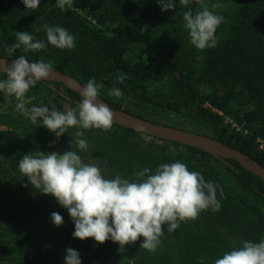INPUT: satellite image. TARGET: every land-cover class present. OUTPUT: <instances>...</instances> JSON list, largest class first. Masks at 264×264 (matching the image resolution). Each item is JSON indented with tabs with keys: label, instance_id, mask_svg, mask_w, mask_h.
<instances>
[{
	"label": "trees",
	"instance_id": "1",
	"mask_svg": "<svg viewBox=\"0 0 264 264\" xmlns=\"http://www.w3.org/2000/svg\"><path fill=\"white\" fill-rule=\"evenodd\" d=\"M205 5L224 19L216 46L200 50L190 43L183 13ZM73 8L61 11L56 0H41L32 10L21 0H0V56L7 57L16 32H30L47 44L43 26L63 27L75 37L73 49L47 45L46 51L24 54L21 48L12 58L51 61L83 85L95 78L103 84L100 96L114 108L122 106L108 95L113 86L134 104L206 123L212 137L264 166V0H189L187 6L176 0L175 9L167 11L156 0H74ZM120 74L127 78L117 84ZM3 79L6 74L0 73ZM26 97H35L26 104L29 109L55 105L60 111L81 99L61 82L43 80ZM8 111L0 114V264H65L68 248L79 253L81 264H214L244 241L264 239V182L235 159H226L228 165L200 149L114 123L109 131L72 127L57 138L41 121L34 124ZM77 131L84 136L77 138ZM76 139H85L87 150L78 149ZM69 150L85 162L89 155L100 161L110 170L106 178L130 181L145 167L154 173L160 164L182 162L223 189L221 195L217 188L220 210L202 211L171 234L163 225L155 252L140 248L143 237L122 249L111 240L75 239L67 209L36 191L18 168L29 152ZM215 163L248 195L228 187ZM53 212L63 217L60 227L52 223Z\"/></svg>",
	"mask_w": 264,
	"mask_h": 264
},
{
	"label": "clouds",
	"instance_id": "2",
	"mask_svg": "<svg viewBox=\"0 0 264 264\" xmlns=\"http://www.w3.org/2000/svg\"><path fill=\"white\" fill-rule=\"evenodd\" d=\"M26 9L35 10L41 0H21ZM162 11L174 10L176 0H156ZM200 3V0H196ZM184 6L189 0H180ZM74 0H56V7L61 11L73 8ZM213 8L219 7L213 4ZM223 17L214 14L205 5L195 13H183L184 27L188 30L190 43L197 49L215 47L217 27ZM47 44L36 40L30 32H16V43L7 48V58L0 66L6 79L0 80V92L5 96H14L18 103L16 109L32 123L38 120L50 132L59 138L67 129L111 130L114 123L112 109L99 98L103 84L95 78L89 79L80 90L81 99L75 107L65 111L57 110L55 105L32 106L26 104L35 97L27 98L29 90L42 80H48L53 73V63L43 58L29 62L26 55L10 59L18 49L23 53L46 51L47 45L58 49L71 50L75 46V37L63 27L43 26ZM39 31V29L37 30ZM10 60V63H9ZM125 74H120L117 84L123 83ZM109 96L117 99L123 97V91L113 86ZM77 138L83 137V131L75 133ZM78 149L87 150L85 139H76ZM19 171L27 178L32 187L43 195H51L58 204L67 209L74 223L73 238L94 239L97 244L108 240L118 243L120 249L135 243L143 237L140 248L155 252L160 245V237L164 234L163 225L167 224V232L173 233L180 227V222L195 220L202 211L209 208L213 212L220 210L217 200L219 185L205 181L203 175L190 171L182 162L160 164L154 173L145 167L134 172V181L106 178L97 163L85 162L73 150L59 154L29 152L18 160ZM223 195V189L220 188ZM52 223L60 227L63 217L53 212ZM65 264H81L79 253L68 248ZM214 264H264V239L259 242L244 241L242 246L226 251Z\"/></svg>",
	"mask_w": 264,
	"mask_h": 264
},
{
	"label": "water",
	"instance_id": "3",
	"mask_svg": "<svg viewBox=\"0 0 264 264\" xmlns=\"http://www.w3.org/2000/svg\"><path fill=\"white\" fill-rule=\"evenodd\" d=\"M6 58L7 57L0 56V66L4 64L3 60ZM0 73L4 72L0 70ZM43 81L61 82L65 87L76 91L79 96L80 90L83 86V84L73 76L55 69L54 67L53 73L49 79ZM59 93L62 94V92ZM98 99H100L101 102L107 104L112 109L114 113V124L135 130L145 135L200 149L211 156L220 159L228 165H230V163L227 162L226 159H235L241 166L260 177V179L264 182L263 165L242 151H239L228 144L223 143L217 138L140 117L123 109L112 107L101 96H99ZM76 102L79 103V101Z\"/></svg>",
	"mask_w": 264,
	"mask_h": 264
},
{
	"label": "rangeland",
	"instance_id": "4",
	"mask_svg": "<svg viewBox=\"0 0 264 264\" xmlns=\"http://www.w3.org/2000/svg\"><path fill=\"white\" fill-rule=\"evenodd\" d=\"M150 21H151V17L148 18L147 24L150 23ZM116 100L121 103L122 108H126V109H128V110H130L136 114L142 115L144 118H147V119H150V120H153L156 122L164 123V124H167L170 126L190 130L193 132H198V133L209 135V136L212 135V129L206 123H201L195 119L186 118L184 116L176 115V114L171 113V112H160L156 109L147 107V106L142 105V104L137 105V104L132 103L129 99H127L124 96L122 98H119V99L116 98ZM17 103H18V101L16 100V98L14 96H5L2 92H0V114L4 113V112H9L8 110H12V111H14L13 114H16L17 112H19L16 109ZM136 114H134V115H136ZM1 128H2V126L0 125V129ZM87 159H88V162L97 163L98 165H100L104 175L110 174V170L106 166L101 165L100 161H98L97 159L92 158L90 155L88 156ZM215 166L219 170L221 177H223V179H224L225 183H227L228 187H231L234 190V192H237V193L241 192L245 196L248 195V193L244 192L243 190H241L239 188L240 186H238L233 181L231 176L228 175V172L224 168H223V171L221 170L222 169L221 163H215ZM221 171H222V173H221ZM250 197H251V194H250Z\"/></svg>",
	"mask_w": 264,
	"mask_h": 264
},
{
	"label": "built area",
	"instance_id": "5",
	"mask_svg": "<svg viewBox=\"0 0 264 264\" xmlns=\"http://www.w3.org/2000/svg\"><path fill=\"white\" fill-rule=\"evenodd\" d=\"M260 147H261V148H264V141H261V143H260Z\"/></svg>",
	"mask_w": 264,
	"mask_h": 264
}]
</instances>
